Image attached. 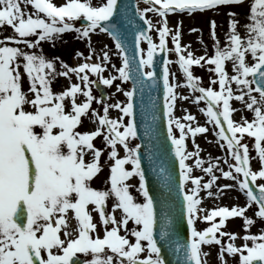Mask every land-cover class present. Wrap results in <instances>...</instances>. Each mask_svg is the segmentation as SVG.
I'll return each mask as SVG.
<instances>
[{
  "label": "snow or ice",
  "instance_id": "1",
  "mask_svg": "<svg viewBox=\"0 0 264 264\" xmlns=\"http://www.w3.org/2000/svg\"><path fill=\"white\" fill-rule=\"evenodd\" d=\"M143 2L147 7L143 10L137 8L135 15L146 27L136 31L135 54L129 57L117 23L110 19L118 8V0H101L95 6L91 0H64L60 5L52 0H0V28L7 26L12 30V35L0 39V264H168L162 253L165 245L172 244L165 209L171 211L174 197L181 202L187 225L186 244L175 243L174 246L176 264H206L203 257L208 254L201 248L212 244L218 246L219 264H228L226 257L234 259L236 264H264V229L258 234H249L255 221L244 216L246 207L209 210L201 219L210 222V226L200 231L194 227L197 214L204 211L198 207L201 203L198 193L201 187L208 190L216 181L213 169L218 168V164L209 163L208 167H202L204 161L199 158L198 146L194 145V152L186 151V136L195 137L207 129L191 127L195 118L190 114L183 117L189 123H182L172 116L177 99L175 88L183 86L190 92L199 93L194 102L204 101L206 108L200 111L206 122L218 130L214 135L223 142L221 148L226 147L228 158L234 161L228 163L226 159L224 163L229 170L220 169L222 177L233 183L221 186L218 192L237 188L245 195L247 206H256L254 217L264 222V182L256 183L264 181V0H251L243 25V37L237 31L238 14L231 10L226 13L229 17L228 32L223 48L216 40L215 21L208 22L215 44L210 57L206 53L194 57L191 51L184 55L188 46L182 47L179 43V21L171 37L173 47L169 49L165 38L171 30L165 17L170 13L191 15L221 7L241 6L244 0ZM22 4L32 11L22 9ZM127 8L126 4L120 5V13L126 16ZM147 12L159 17L158 28L146 18ZM77 20L82 21V27H74ZM153 28L157 32L158 44L153 43L148 35ZM97 30L107 33L115 43L121 65L119 68L113 65V68L118 75L107 78L102 75L105 71L102 63H109L107 51L103 52L102 63L86 62L70 67L59 61V57L46 58L42 50H24L38 49L42 42L55 46L61 35L68 32L76 34L74 39L90 42V34ZM142 40L147 44L146 52L140 47ZM157 49L164 54L161 77L163 117L171 154L179 167L178 184L162 165L158 166V172L153 167L156 181L146 179V170L142 166L145 163L155 165L156 105L152 103L151 111L141 105L144 123L138 131L134 94L149 86L145 80L155 84L153 71L145 72L144 69L152 68ZM169 51L174 52L177 58L174 63L183 77L181 85H177L175 75L169 72L168 65L172 63L167 59ZM75 55L79 58L82 54L77 52ZM85 59H91V53ZM100 59L98 56L97 61ZM57 61L60 63L59 72L55 69ZM228 61L233 72L230 76L225 70ZM205 64L213 66L209 71L215 74L216 79L210 80L209 84H217L219 90L199 86V77H194L190 71L193 65L203 67ZM21 68L29 84L27 91L22 89ZM73 74L77 83H70L59 93L51 91L50 84L55 77L71 80ZM89 74L97 79L90 80ZM117 79L131 81L133 85V90L127 91L120 85L116 86V91H122L126 97L125 103L108 104V97L102 92L100 97L92 95L91 89L97 84L111 86ZM233 84L239 93L237 95H233ZM29 93L32 98H29ZM78 96L84 97L80 103L76 102ZM233 99L252 112L251 121L242 116L241 122L236 123L230 118L235 111L230 107ZM66 100L69 105L67 111ZM93 101L101 106L100 111L91 109ZM110 108L119 111L116 119L109 118ZM90 109V122L97 125L95 130L76 131ZM174 128L178 136L174 134ZM245 135L254 141L253 149L260 164L258 171L250 168L248 145L241 142ZM96 137H102L108 149L107 159L112 161L105 182L108 185L106 190L91 186V181L102 171V150L92 143ZM118 146L123 156H119ZM89 154L91 159L86 161ZM193 158L194 167L210 176L203 185L200 177L191 175L193 166L186 163ZM130 178H137L138 183L129 185ZM132 187L137 193L135 197L130 191ZM109 198L113 203L111 211H106ZM89 206H92L91 211ZM69 211L76 221L74 237L68 230ZM117 211L119 220L114 215ZM92 212L98 214L99 222L104 226L102 236L94 235L97 225L92 222ZM217 217L218 223L213 222ZM235 217L242 218L245 232L240 237L243 241L241 246L232 242L222 243L221 240L225 236L229 241L237 239L235 233L220 231L228 218ZM129 223L134 227L128 228ZM158 223L159 240L156 238ZM62 229L64 239L60 236Z\"/></svg>",
  "mask_w": 264,
  "mask_h": 264
},
{
  "label": "rangeland",
  "instance_id": "2",
  "mask_svg": "<svg viewBox=\"0 0 264 264\" xmlns=\"http://www.w3.org/2000/svg\"><path fill=\"white\" fill-rule=\"evenodd\" d=\"M53 3L60 5L64 2V0H52ZM92 4L95 6L101 2V0H91ZM147 7V5H144V8ZM143 8V9H144ZM219 18L225 19V14L223 12L218 13ZM146 17L156 26V28L159 27V24L155 23L159 19V17L152 13V12H147ZM206 21V19L201 18L199 19L198 17H193L190 20H169L170 24L173 25L174 29L177 30V22L179 21V32L182 33L183 35L187 36V39L185 40L184 46H188L186 48V51H191L194 52L195 57H199L198 51H200L201 54H207V56H211L213 54L211 47L209 46V49L206 50L204 47L205 40H199V39H191L193 36H196L197 33L192 34V32L188 31L187 27L189 25V22H192V28L197 29L198 27V22L200 21ZM189 21V22H187ZM12 35V30L7 27L3 26L0 28V39H3L4 37H8ZM74 32H68L65 34H62L60 39L55 43V46H52V44L48 42H42L40 45V48L35 49V50H28L24 49L25 51H35V52H40L42 50V53L45 55L46 58H54V57H59V61H63L70 67H76L81 63H97L101 62L102 63V56L103 52L107 51L109 55V63L104 65L102 63V66L105 68V71L102 73V75L107 78L110 75H118V73L115 71L113 68V65L115 68H119L121 65V61L119 58V55L117 53V50H115L114 45L112 44L111 40L103 33H100L98 30L94 34H90V42L87 40H81V39H74L75 37ZM152 37L154 42L157 44L159 42L157 32L155 28L152 29ZM35 37H30L29 39L34 40ZM218 42L224 44L225 39L223 38H216ZM183 41V39H182ZM90 43V46H89ZM213 44V43H212ZM8 46H15V45H8ZM19 47L24 48L23 45H19ZM224 47V45H222ZM142 49L146 52V47L142 45ZM79 52L81 53V57L77 58L76 53ZM91 53V59H85L89 57V54ZM100 57V61H97V57ZM57 61L55 63V69L57 72H59L60 69V63ZM249 62H251L249 60ZM227 65H229V68L226 69L228 72H232L231 68V62L228 61L226 62ZM210 66H206L205 68H201L199 66L195 67H190V71L192 72L194 77H199V86L207 88L209 86L213 87L214 84H209L210 80H215V74L213 72L209 71ZM21 75H22V89L24 91H27L29 88V84L27 81L26 76H24L22 68L20 69ZM170 74L175 75L176 83L177 85H181L184 83L183 77L181 75L180 70L178 69V65L176 66L175 64L170 67ZM90 80H96L97 78L89 74ZM171 78V75H170ZM75 84L77 83L76 77L73 74L71 80H69L66 77H60L57 76L55 77L51 84L50 88L51 91L55 93H59L67 89L69 84ZM171 83V81H170ZM120 85L121 89L124 91H127V84L126 82H121L119 79L114 80L113 84L111 86H104L106 91H107V103L108 104H114L115 102H121L122 104L126 102V97L123 95V92H117L116 91V86ZM92 95L94 97H98L94 89H91ZM233 92L238 94L236 91V88H233ZM174 93L177 95V99L173 104V113L172 116L182 123H189L183 120L184 115L190 114L195 118V122L191 123V127H196V126H201L205 127L207 131L205 133H200L197 134L195 137H192L191 135H187L185 139V143H187L186 146V151L187 152H194L196 151L195 146H198L199 148V158L204 161V164L202 167H208L209 163H214L218 164V168L213 169V175L217 177L216 181L212 184V186L208 190H204L201 187V190L198 193L199 198L201 199V203L198 207L204 209L203 212H200L197 214V219L195 221L194 227L200 231L204 230L207 227L210 226V222H205L201 219V217L207 215V212L209 210H215L219 207H227L231 209L233 206L236 207H246V211L244 213L245 217L252 218L254 219V224L250 227L249 229V234H258L260 230L264 229V222L260 221L259 219L256 220L254 217V212L257 210L256 206L253 204L252 206H247V202L245 195L240 192L237 188H231V189H225L222 193L218 192V189L225 185V184H232L233 181L227 180L222 177L220 169H223L225 171L229 170L227 167V164L224 163V161L227 159L228 163H231L234 161L228 158L227 155V149L224 147L223 149L221 148V144L223 143L222 141H218L217 137L214 135L215 131H218L217 129L214 128L213 124L207 123L206 122V117L204 114L200 111L202 108H206V105L203 101H200L199 103L194 102V97L198 96L199 93L196 92H190L187 87H177L174 89ZM29 97L31 96V93L28 94ZM254 95H256L254 93ZM180 97H188V99H181ZM84 98L82 96H78L76 102L80 103L83 101ZM237 106L235 107L232 104V109L239 110L240 107L244 109L243 104H238V101H236ZM66 105V104H65ZM231 107V105H230ZM91 109H96L98 111L101 110V106L97 105L95 101L91 104ZM91 109L90 113L86 117H82V123L77 127L76 131H79L81 133L83 132H91L94 131L96 128V123L90 122L91 121ZM245 111V110H244ZM244 111L241 112L238 111L235 113V119L234 122L240 123L241 122V117L243 116L247 120L251 121L253 119V114L249 110L245 113ZM102 114V113H101ZM243 114V115H242ZM120 115L119 111L116 109H109L108 116L111 119H116ZM174 134L177 136L179 135L178 132H176L174 128ZM244 144L248 145L249 148V157H250V168L253 171H258L260 168L259 160L258 157H256V153L253 149V139L248 138L246 135L241 141ZM94 146L97 149L102 150V155L100 157V165L102 167V171L98 173L94 179H97V181H94L101 190V187L104 184V190L107 189L108 185L105 183L107 180V177L109 175V165L112 163V161L107 159V151L108 149L103 143L102 137H96L93 142ZM119 156H123V151L119 148H117ZM91 157L90 154L87 156V158ZM219 158V159H217ZM194 159H190L186 161L189 165L193 166V171L191 175L193 177H200L201 178V185L203 183H206L210 180V176L204 173L200 169H196L194 167ZM214 160H216L218 163H215ZM107 161V162H106ZM128 167V166H126ZM100 177H104L99 179ZM93 182V181H91ZM264 181L258 180L256 183L259 184ZM129 185H136L138 183L137 178H130V180L127 182ZM94 186V184H93ZM188 187H191L189 184ZM95 188V187H94ZM96 189V188H95ZM131 194L135 197L137 196V193L135 191V188L132 187L130 189ZM212 193V195H208V193ZM113 200L109 198L106 201V211H111ZM70 212H68L67 217ZM92 217H93V223L97 224L98 222V215L95 212H92ZM115 217L117 220L120 218V213L119 211L114 213ZM68 221V219H67ZM219 218H214L213 222L218 223ZM75 223V222H74ZM69 226V223H68ZM108 227H111L109 225ZM128 228L134 227L131 223L127 226ZM63 231V229H62ZM61 231V232H62ZM104 231V226L98 227L97 228V235L102 236ZM220 231H224L225 233H235L237 236V239L235 241H229L228 237H222V243H229L232 242L236 246H241L243 241L240 237H242L245 232L242 229V218L240 217H235V218H228L226 220V224L224 227L220 229ZM75 232L73 237L75 236ZM120 234L123 235L124 232L123 230L120 231ZM217 236H219V233H217ZM131 239V237H129ZM61 239H64L63 236H61ZM202 252L207 253L205 257H203L204 261H206V264H219V261L217 259V254H218V246L215 244L208 245V246H202L201 248ZM228 259V264H236L235 260L232 258H227Z\"/></svg>",
  "mask_w": 264,
  "mask_h": 264
},
{
  "label": "water",
  "instance_id": "3",
  "mask_svg": "<svg viewBox=\"0 0 264 264\" xmlns=\"http://www.w3.org/2000/svg\"><path fill=\"white\" fill-rule=\"evenodd\" d=\"M128 11H129V13H130V15H131V17L133 18V20H135V16L133 15V9L131 8V3H129L128 4ZM134 33V31H131V33L129 34L130 36H132V34ZM132 44H133V49H134V52H135V35L133 36V40H132ZM162 60V59H161ZM154 80H155V84L156 85H158V86H161V80L156 76V75H154V78H153ZM161 114H162V109H161ZM162 124H164V120H163V118H162ZM164 130V129H163ZM169 148V147H168ZM183 215V214H182ZM184 219V218H183ZM184 222H185V228L183 227V228H181L180 226H179V229H181V231L184 233V234H186V230H187V226H186V220H184ZM173 236H177L176 234H173ZM179 241H184L183 239H175V240H173L172 242H179Z\"/></svg>",
  "mask_w": 264,
  "mask_h": 264
},
{
  "label": "bare ground",
  "instance_id": "4",
  "mask_svg": "<svg viewBox=\"0 0 264 264\" xmlns=\"http://www.w3.org/2000/svg\"><path fill=\"white\" fill-rule=\"evenodd\" d=\"M142 3H144V2H142ZM114 23H117V25L119 26V28L123 27L124 28V31H126V32L129 31V29H127V27H126V21H125V19L122 22L115 20ZM240 104H241V102H240Z\"/></svg>",
  "mask_w": 264,
  "mask_h": 264
}]
</instances>
